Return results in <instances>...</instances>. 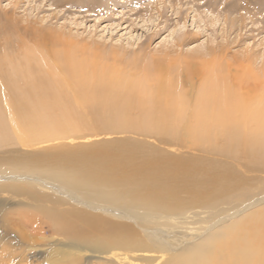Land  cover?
Listing matches in <instances>:
<instances>
[{
	"label": "rangeland",
	"instance_id": "obj_1",
	"mask_svg": "<svg viewBox=\"0 0 264 264\" xmlns=\"http://www.w3.org/2000/svg\"><path fill=\"white\" fill-rule=\"evenodd\" d=\"M0 57L5 59L3 69L7 73L12 71L11 63L19 67L26 58L31 59L30 69H34L31 76L26 71L27 77L19 78L20 88L36 93L35 103L29 101L28 105L38 109L40 118L36 121L44 130L37 141L41 143L30 147L7 134L6 140L0 141V163H25L53 155L75 158L81 155L80 149L107 144L140 145L180 163L235 166L239 172L235 174L242 179L244 188L264 193V173L242 158L236 162L194 143L191 127L195 122L187 114L196 110L203 87L210 84L204 82L206 75L211 78L216 74L244 72L261 79L257 83L264 82V0H0ZM83 77L95 83V86L91 83L87 93L81 87ZM252 78L249 81H254ZM18 88L12 95L15 102L9 99L10 107L19 105L17 97L24 99ZM169 88L174 100L173 132L149 127L142 119L146 105L153 104L159 92L164 96ZM94 92L100 94L103 106L93 108L84 99ZM180 105L182 112L178 111ZM25 113L32 116L31 111ZM43 116L47 119L42 120ZM61 123H67L68 128L62 130ZM6 165L2 168L9 172L11 168ZM39 191L42 195L56 196L50 190ZM0 198L12 200L6 194H0ZM18 202L31 204L32 199L22 197ZM67 206L69 212L83 211L113 223L130 224L141 238L145 237L142 221L129 222L114 214L116 208L108 204L99 208L69 199L65 206L56 205L60 210ZM234 206L206 209L209 211L188 209L183 215L186 220H179L183 216L177 215L174 218L178 220L172 222L168 216L162 218L158 227L162 230H172V225L181 227V237L187 231H199L205 226L202 220L219 210L225 214L215 220L225 218L235 212ZM198 215L204 218L193 219ZM43 232L52 239L49 223L44 224ZM76 255L78 264H102L99 258L89 260L83 254Z\"/></svg>",
	"mask_w": 264,
	"mask_h": 264
},
{
	"label": "bare ground",
	"instance_id": "obj_2",
	"mask_svg": "<svg viewBox=\"0 0 264 264\" xmlns=\"http://www.w3.org/2000/svg\"><path fill=\"white\" fill-rule=\"evenodd\" d=\"M3 60L0 57V141L11 134L22 145H39L41 142L37 141L43 137L44 130L39 120L36 121L40 118L38 109L28 105L38 97L29 88L21 89L19 82V78L27 77L26 71L31 76L32 61L26 58L19 67L11 63L12 71L7 73ZM226 75L205 76L204 82L210 84L203 87L196 110L187 113L195 122L191 127L193 141L236 162L242 158L264 173V82L257 83L261 79L244 72ZM251 78L254 81H249ZM81 83L86 93L91 83L95 86L87 79ZM17 88L22 90L24 99L17 97L19 105L11 108L9 103L16 100L12 95ZM170 91L166 89L164 96L159 92L153 104L143 109L145 125L174 131V100ZM99 95L94 92L84 99L93 108L101 107L105 103L100 102ZM109 103L112 100L106 102ZM182 108L180 105L178 111L182 112ZM25 110L31 111L32 116H25ZM65 124L59 127L68 128ZM221 137L224 140H218ZM219 141L223 143L218 144ZM80 150L83 155L75 158L53 155L46 159L32 158L25 163H0V194L12 199L0 198V264H30V261L32 264H69L70 261L78 264L77 253L89 260L99 258L102 264H264V193L244 188L242 179L235 174L239 173L235 166L180 163L140 145L107 144ZM3 165L11 168L9 172ZM40 188L56 196L42 195ZM22 197L32 199L31 204L18 202ZM69 199L99 208L108 204L116 208L114 214L122 215L129 222L142 221L146 240L130 224L113 223L83 211L69 212L68 206L62 210L56 207L69 204ZM233 204L235 212L223 219L215 220L225 214L222 210L212 212L206 219L194 216L193 219L204 218L205 226L199 231H187L181 237V227L172 225V230L158 227L162 218L168 216L172 222L186 220L183 215L188 209L205 211ZM177 215L183 218H174ZM236 217L241 218L233 220ZM47 223L52 239L43 232Z\"/></svg>",
	"mask_w": 264,
	"mask_h": 264
}]
</instances>
